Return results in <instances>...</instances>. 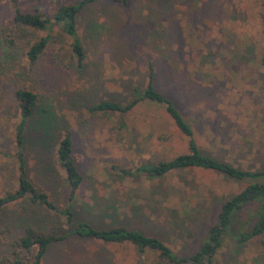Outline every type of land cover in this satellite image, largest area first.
Returning a JSON list of instances; mask_svg holds the SVG:
<instances>
[{"label": "rangeland", "instance_id": "374dc122", "mask_svg": "<svg viewBox=\"0 0 264 264\" xmlns=\"http://www.w3.org/2000/svg\"><path fill=\"white\" fill-rule=\"evenodd\" d=\"M15 9L50 17L54 6L52 0H0V196L16 187L14 92L22 88L56 119V142L69 134L82 178L67 203L56 144L42 145L36 116L25 126L22 151L33 185L57 209L69 205L74 223L137 230L182 258L190 256L216 222L220 203L246 182L195 168L157 178L123 177L117 169L130 172L186 153V138L160 104L140 102L119 115L90 108L100 100L126 102L131 88L145 86L151 66L154 89L190 126L201 153L239 169L264 170V69L259 62L264 0H127L124 6L96 0L77 13L81 69L72 65L68 41L58 29L18 26L12 21ZM45 36L43 52L28 63L27 47ZM23 219L44 235H51L54 224L57 235H67L48 245L39 264H172L129 244L71 235L73 225L61 215L26 202L11 204L3 213L8 234L0 242V264L12 262L11 243L21 234ZM235 229L233 218L212 264H264V233L238 243ZM15 252L24 263L32 257Z\"/></svg>", "mask_w": 264, "mask_h": 264}, {"label": "trees", "instance_id": "16d2710c", "mask_svg": "<svg viewBox=\"0 0 264 264\" xmlns=\"http://www.w3.org/2000/svg\"><path fill=\"white\" fill-rule=\"evenodd\" d=\"M96 0H77L73 4H61L59 0H52L54 6L50 17L40 13H24L17 9L13 11L12 21L23 27L34 30L51 31L56 28L67 39V51L72 65L81 69L84 63V51L76 31V19L79 10ZM109 2L126 5L127 0H107ZM262 50L260 65L264 69V16L261 24ZM49 36L39 38L27 47L25 59L33 64L43 52ZM147 80L142 89L131 88L129 98L124 103L110 100H100L90 110L98 113L125 114L136 107L140 102L160 104L165 114L172 121L174 127L186 138L187 151L171 159L144 163L133 171L117 169L123 177L145 175L147 177H161L165 174L182 169H201L214 171L235 181H244L246 185L236 194L220 203L216 215V222L205 232L198 249L186 258L173 253L156 237L146 235L137 230H127L124 227L110 229H95L89 222L79 221L74 223L73 213L67 205L64 209H57L50 201L47 193L35 187L27 178L25 163L22 158L24 145V129L29 119L35 118V128L41 135V143L44 147L56 144L55 160L64 172L63 184L66 189L67 203L74 200L75 194L81 184V176L78 173L71 155V140L67 132H64L57 142L54 140V126L56 119L44 108L38 106L37 96L25 89L18 88L14 92L16 103V123L13 128L14 158L16 166V187L0 196V242L7 240L8 230L3 223V213L7 206L15 203H28V205L42 208L47 212L61 215L68 225H73L69 232L77 237L94 239L104 244H129L137 252H151L158 259L172 264H212L213 257L221 247V241L226 232L230 230L233 218L236 219L238 243L250 241L264 233V170H244L233 167L225 162L217 161L210 156L201 153L197 147L190 126L181 117L172 102L157 92L153 87L151 66L147 67ZM24 206L21 212H26ZM30 219L19 221L21 234L12 241L13 260L9 264H39L52 242L63 240L67 235H57V227L51 228V235H44L30 225ZM5 225V226H4ZM34 248V252H33ZM20 250L23 254H32L24 263V257L15 252ZM33 252V253H32ZM187 261V263H185Z\"/></svg>", "mask_w": 264, "mask_h": 264}]
</instances>
